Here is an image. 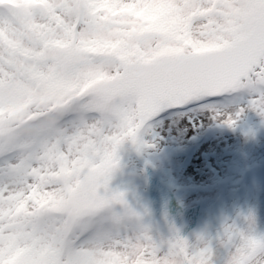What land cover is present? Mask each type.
<instances>
[{"label":"snow or ice","instance_id":"6c2138e0","mask_svg":"<svg viewBox=\"0 0 264 264\" xmlns=\"http://www.w3.org/2000/svg\"><path fill=\"white\" fill-rule=\"evenodd\" d=\"M264 123V0H0V264H264L251 211L182 234L109 181L210 117Z\"/></svg>","mask_w":264,"mask_h":264},{"label":"rangeland","instance_id":"374dc122","mask_svg":"<svg viewBox=\"0 0 264 264\" xmlns=\"http://www.w3.org/2000/svg\"><path fill=\"white\" fill-rule=\"evenodd\" d=\"M135 151L127 144L120 149L109 185L146 205L151 215L148 167L139 158L153 167L170 200L185 207L201 204L194 230L205 224L211 229L222 216L239 220L238 214L251 211L255 231L264 233V123L255 113L232 127L204 117L195 126L166 132L155 147Z\"/></svg>","mask_w":264,"mask_h":264},{"label":"water","instance_id":"95a60500","mask_svg":"<svg viewBox=\"0 0 264 264\" xmlns=\"http://www.w3.org/2000/svg\"><path fill=\"white\" fill-rule=\"evenodd\" d=\"M133 152L136 153L135 148L131 146ZM143 166H149V162L145 160H140ZM150 187L151 196L155 202L156 211L153 214V219L164 223V214H167V219L176 224L180 228L182 234L188 235L195 227L197 223V215L201 209L199 203L191 206L190 208H185L181 204H176L170 200L165 187L156 177L152 168L150 167Z\"/></svg>","mask_w":264,"mask_h":264},{"label":"bare ground","instance_id":"6f19581e","mask_svg":"<svg viewBox=\"0 0 264 264\" xmlns=\"http://www.w3.org/2000/svg\"><path fill=\"white\" fill-rule=\"evenodd\" d=\"M232 188H233V186H232Z\"/></svg>","mask_w":264,"mask_h":264}]
</instances>
